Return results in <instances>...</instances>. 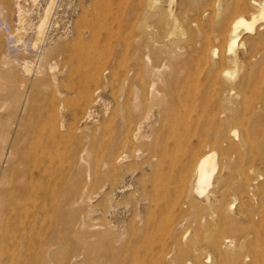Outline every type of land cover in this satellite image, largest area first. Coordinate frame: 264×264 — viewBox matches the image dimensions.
Here are the masks:
<instances>
[{
  "label": "rangeland",
  "instance_id": "1",
  "mask_svg": "<svg viewBox=\"0 0 264 264\" xmlns=\"http://www.w3.org/2000/svg\"><path fill=\"white\" fill-rule=\"evenodd\" d=\"M252 3L0 0V264H264V20L230 40Z\"/></svg>",
  "mask_w": 264,
  "mask_h": 264
},
{
  "label": "bare ground",
  "instance_id": "2",
  "mask_svg": "<svg viewBox=\"0 0 264 264\" xmlns=\"http://www.w3.org/2000/svg\"><path fill=\"white\" fill-rule=\"evenodd\" d=\"M242 2V1H241ZM252 5H258L260 8V10H259V13L258 14H254L253 15V17H252V19H250V20H246L243 16H239V17H237V18H235L234 20V22H233V29H232V32H231V39L230 40H232V43H231V47L233 48L236 44H237V37H238V34H237V31L239 30V28L240 27H244L245 28V30L247 31V32H249V33H254V31L256 30V24H257V22L258 21H260L261 19H263L264 20V3H262V2H256L255 0H253V3H252ZM150 7H153V4H151L150 5ZM86 16V15H85ZM89 18V17H88ZM87 18V19H88ZM85 20V19H84ZM82 21V20H81ZM77 25H78V22H77ZM89 26V25H88ZM91 26V25H90ZM94 26V25H93ZM82 27H83V25H82ZM76 30H79L78 32H76V34L77 33H79L78 35H79V40H84V39H82V37H84V35H83V32L81 31V29L79 28H77ZM83 35V36H82ZM229 36V35H228ZM213 49V48H212ZM80 50V49H79ZM214 50H216V49H214ZM81 51H85L84 50V46H81ZM212 52H213V50H212ZM218 52V51H217ZM83 53V52H82ZM215 53V52H214ZM250 85V84H249ZM248 85V86H249ZM233 93H235L234 91L232 92V94ZM236 94H237V92H236ZM235 96V95H234ZM237 96L238 97H240V95H238L237 94ZM245 97H246V95H244ZM236 97V96H235ZM237 97V98H238ZM245 97H243V101H245L246 99H248V98H245ZM231 98H232V96H231ZM242 101V102H243ZM248 101L246 100V102H243L244 104H248L247 103ZM246 106H248V105H246ZM92 114H89V116H91ZM88 118V117H87ZM133 127H135V126H132V129H133ZM232 130V129H231ZM135 132H136V129L134 130ZM233 133L232 134H234L236 137H238V136H240L239 134H238V131L235 129L234 131H232ZM242 134V133H241ZM244 135H245V133H243ZM246 136L248 137V135L246 134ZM246 136H240L241 138H240V142L243 144V143H246L247 142V140H246ZM247 139H249V137L247 138ZM249 141V140H248ZM212 148V147H211ZM220 150L218 149V148H212V150H205L204 151V149L202 150L201 149V154H195L194 156H193V158H192V162H194V163H196L195 164V166H194V169H193V172H192V176H190L189 175V177H192V178H194V184L192 183V187H193V190L195 191V192H197V194L199 195V197L200 196H202V194H204V193H206L207 192V189L209 188V186L210 185H212V183L214 182L216 185H217V189L216 190H218V191H221L222 190V185H221V182H222V177H221V175H219L218 174V172H219V170H223L224 169V167H223V163L220 165V163H219V157H218V152H219ZM191 162V161H190ZM192 162H191V164H192ZM192 166V165H191ZM188 173V172H187ZM190 174V173H189ZM186 178V177H185ZM222 192V191H221ZM227 192V191H226ZM220 193V192H219ZM217 196V195H216ZM215 196V199L216 200H214L213 202H210V203H207L209 206H216V208L218 207L217 206V202L218 201H221L222 199H223V194L222 195H220L219 196V198L218 197H216ZM227 196H228V194H227ZM228 198V197H227ZM209 202V201H208ZM203 205V204H202ZM205 205H206V203H205ZM216 208H213L214 210H213V213H215V214H217V209ZM212 209V208H211ZM221 214V213H220ZM185 224V223H184ZM152 226V225H151ZM151 226H150V228H151ZM155 226H157L158 227V225H155ZM154 226V227H155ZM149 227V226H148ZM156 227V228H157ZM159 227H160V225H159ZM158 227V228H159ZM147 228V227H146ZM145 228V229H146ZM154 229L155 231L158 229ZM161 228V227H160ZM159 228V229H160ZM159 229H158V232H159ZM149 230V229H148ZM161 230V229H160ZM153 230L151 229V231L150 232H152ZM139 233V232H138ZM155 234V236H156V232H154ZM133 234H134V232H133ZM153 234V233H152ZM159 233H157V235H158ZM161 234V233H160ZM159 234V235H160ZM178 234H180V232L178 233ZM147 235V234H146ZM261 235V234H260ZM152 237H153V239L155 238V240H156V238H158L157 236L155 237V236H153V235H151ZM186 236V235H185ZM259 235H257V237H258ZM135 237V236H134ZM133 237V238H134ZM149 236H147V241L149 240V239H151L150 237L148 238ZM259 237H261V236H259ZM159 238H160V236H159ZM132 239V238H131ZM135 239V238H134ZM153 239H151V240H153ZM262 239V238H261ZM136 240V239H135ZM256 240H260V238L259 239H255V241ZM130 241V240H129ZM147 241H145V242H147ZM257 241V244L259 243ZM261 241V240H260ZM141 242V241H140ZM135 243V244H143V242H141V243ZM144 242V244H146ZM127 243H128V241H127ZM131 243V242H130ZM149 243V242H148ZM154 243V242H153ZM144 244H143V247H144ZM132 245V244H131ZM139 245V246H140ZM128 246V245H127ZM138 246V245H137ZM136 245L134 246V248L135 249H133V250H135L134 252H135V254H133L132 255V259L134 260H139L140 258V255H141V258H143L142 256H143V254H140V250H139V248H136L137 247ZM152 246V245H151ZM151 246H149V247H151ZM129 247V246H128ZM127 247V248H128ZM133 247V246H132ZM142 247V246H141ZM146 247V246H145ZM144 247V248H145ZM147 250L149 251V249L147 248ZM156 251V250H155ZM149 252H152V254H153V251H149ZM145 255V254H144ZM149 255V254H148ZM150 255H151V253H150ZM152 256V255H151ZM248 256V255H247ZM132 259H131V262L130 263H133L132 262ZM129 263V264H130ZM146 263L148 264V262L146 261ZM144 264V263H143Z\"/></svg>",
  "mask_w": 264,
  "mask_h": 264
}]
</instances>
